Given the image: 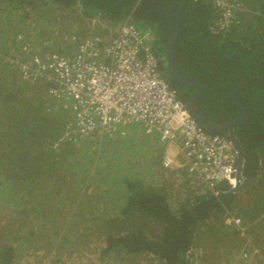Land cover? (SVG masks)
<instances>
[{
  "label": "trees",
  "instance_id": "trees-1",
  "mask_svg": "<svg viewBox=\"0 0 264 264\" xmlns=\"http://www.w3.org/2000/svg\"><path fill=\"white\" fill-rule=\"evenodd\" d=\"M232 1L241 10L220 32L210 0H181L174 45L180 72L205 89L193 107L220 122L241 113L231 91L251 66L264 77V0ZM78 5L82 13L75 16ZM178 7L176 0H0L3 264H61L64 251L68 264H80L75 252L81 251L89 252L93 264H264L262 81H251L238 95L250 114L235 127L245 153L239 171L207 187L192 172L163 168L158 135H147L139 125L124 127V136L69 137L72 116L49 97L51 82L29 83L20 76L16 60L29 35L16 44L24 33L21 23L15 33L6 22L16 15L22 23L50 21L44 39L63 25L88 36L87 20L96 16L110 27L130 21L152 36L155 55L165 59ZM163 63L187 108L197 89L171 82ZM230 218L240 219V228ZM39 248L48 250L45 259L34 257Z\"/></svg>",
  "mask_w": 264,
  "mask_h": 264
},
{
  "label": "built area",
  "instance_id": "built-area-1",
  "mask_svg": "<svg viewBox=\"0 0 264 264\" xmlns=\"http://www.w3.org/2000/svg\"><path fill=\"white\" fill-rule=\"evenodd\" d=\"M210 1L219 14L215 30L229 29L240 5ZM78 8L81 11V5ZM98 22L110 37L93 34L91 25ZM86 24L88 36L73 30L65 34L74 49L72 57L34 53L38 44L28 42L20 49L23 57L16 60L23 80L51 82L48 95L73 113L69 137L124 134L123 127L139 125L147 135H158L161 143L178 147L179 156H164L163 168L186 167L207 187L227 180L235 172L234 149L227 137L207 132L179 100L164 75L165 59L155 55L152 36L130 21L110 27L96 16ZM228 222L241 226L237 218Z\"/></svg>",
  "mask_w": 264,
  "mask_h": 264
},
{
  "label": "water",
  "instance_id": "water-1",
  "mask_svg": "<svg viewBox=\"0 0 264 264\" xmlns=\"http://www.w3.org/2000/svg\"><path fill=\"white\" fill-rule=\"evenodd\" d=\"M176 1H178V3H179L178 11L176 14V24H175V28H174L171 36H170V39L168 41L166 51H165V60L168 63V67L170 69L168 79L171 82H175L179 85L192 86V87L196 88L199 91V93H202L203 88H202L201 84L197 80H195L191 77L183 76L180 72V69H179V65H178V61H177V57H176V52L174 50V45H175V41H176V39L180 33V27H181L180 13H181V9H182V2H181V0H176ZM253 78H257V79L264 82V78L260 77V76L246 78L245 80L241 81L234 88V91H233L234 103L239 109H241V111L243 110L245 116L248 114L246 111L247 109L238 100L237 94L240 93L248 85L249 81ZM192 105H193L192 102L187 103L188 111L190 112V114L192 116H194L195 118H197L198 120L202 121L205 124L204 127L207 130V132H209L211 134H219L220 135V134L226 133V129L230 131V135L227 136V138H228L232 148L234 149V151L236 153L234 170L239 171L240 164L245 157V153H244L243 149L241 148L240 141L237 139V137L235 135V127L239 126L241 124V122L243 121V119H236L233 122H231L230 124H228L227 126L218 127L214 122L211 121V119H209L206 116L202 115L201 113L195 111L193 109ZM263 110H264V101H263Z\"/></svg>",
  "mask_w": 264,
  "mask_h": 264
},
{
  "label": "rangeland",
  "instance_id": "rangeland-1",
  "mask_svg": "<svg viewBox=\"0 0 264 264\" xmlns=\"http://www.w3.org/2000/svg\"><path fill=\"white\" fill-rule=\"evenodd\" d=\"M80 9V8H79ZM79 9L74 13L75 16H78V13H82V11H79ZM21 17H19L18 15H16L15 17H12V18H8L7 19V25H9L12 29V32H15V29L16 28V25L21 23V28H18V30H23L24 33H20L17 35V42L16 44L19 42V41H23V35H26L27 34L29 35V39L31 42L33 43H40L42 42L43 39H41V34L44 33L45 29L48 28L49 24H50V21L49 22H43V21H39V22H36V21H31V20H26L22 23L23 20H20ZM60 23V22H58ZM63 25V24H62ZM87 28H88V25L86 24ZM59 28V32L57 34H67L70 32V30L72 29L73 31L77 32L78 34H81V29L80 28H77L76 26L74 28H70L68 25H63V29L60 28V26H58ZM88 30V29H87ZM91 30L93 32V34H98L101 30V26H100V23H95L94 25H91ZM45 37H50L48 35H45ZM56 39H59V37H57ZM61 40V39H59ZM62 42L66 43L65 41L61 40ZM15 44V45H16ZM24 44V43H22ZM65 45V44H63ZM61 45V42H57L55 43V45H53V50L56 51V49L58 47L62 48L63 49V53H59L60 55H64V56H69L72 54V49L70 47H66V46H63ZM18 49V48H17ZM19 50V49H18ZM57 52V51H56ZM28 82V81H27ZM39 82H47V80L45 79H41L39 80ZM55 103L59 104L58 102H56L53 98H51ZM64 110V109H63ZM65 113L67 114V116L70 117V114H71V111L70 110H64ZM59 115H61L62 117H64V113L62 112H59ZM72 115V114H71ZM127 129V128H126ZM126 131V130H125ZM126 134V133H125ZM124 136V135H123ZM95 148V147H94ZM74 232V231H73ZM94 238H92L91 241H93ZM48 250L46 249H37L35 252H33V255L34 257H37L39 259H45L49 254L47 252ZM75 258H77L79 255L81 257V262L80 264H93L95 262V259L91 258L89 252L87 251H84L82 253L81 252H75ZM69 252L68 251H64L63 252V255L61 256L62 258V263L61 264H68V256H69ZM70 261V260H69ZM79 261L80 259L78 260V264H79Z\"/></svg>",
  "mask_w": 264,
  "mask_h": 264
},
{
  "label": "flooded vegetation",
  "instance_id": "flooded-vegetation-1",
  "mask_svg": "<svg viewBox=\"0 0 264 264\" xmlns=\"http://www.w3.org/2000/svg\"><path fill=\"white\" fill-rule=\"evenodd\" d=\"M59 32V30L52 36V37H47V38H44L43 39V41L40 43V44H38L35 48H34V53H41V54H43V53H45V52H56V51H54L53 50V45H55V43H57V42H61V45H63V44H65V45H63V46H66V47H70L71 49H72V54L71 55H69V56H67V57H72V55H73V53H74V49L71 47V46H69V45H67L66 43L68 42V41H65L66 40V38H67V36L66 35H64L63 33L62 34H57ZM57 37H59V39H61V40H63V41H65L66 43H64V42H62L61 40H59V39H56ZM56 53H58V52H56ZM59 54V53H58ZM256 65H252L251 66V70L249 71V73H248V76H247V78H250V77H257V76H260V77H263L261 74H259V73H255V67ZM162 69H163V72H164V75H165V72L167 71L166 69H167V67H165V66H162ZM169 73H170V69H169V71H168V76H169ZM182 74V73H181ZM183 75V74H182ZM184 76V75H183ZM264 78V77H263ZM245 80V79H244ZM253 80H259V79H257V78H253V79H251L250 81H249V83L251 82V81H253ZM259 81H261V80H259ZM263 82V81H262ZM264 83V82H263ZM202 86V85H201ZM236 87V86H235ZM234 87V88H235ZM202 88H203V92L202 93H199V91L197 90V91H194V92H192L190 95H189V97H188V100H187V103L188 102H192V104H196V101L201 97V96H203L204 95V92H205V89H204V87L202 86ZM234 88H233V90L231 91V99H232V101H233V103H234V100H233V91H234ZM198 92V93H197ZM197 93V94H196ZM196 94V95H195ZM200 94V95H199ZM238 95H239V93L237 94V98H238ZM239 100V99H238ZM240 101V100H239ZM263 101H264V98H263V100H262V108H263ZM241 102V101H240ZM197 103H198V101H197ZM198 105V104H197ZM234 105H235V103H234ZM193 106V105H192ZM236 106V105H235ZM237 107V106H236ZM238 108V107H237ZM193 109L195 110V111H197V112H199V113H201L202 115H204V116H206L207 118H209V119H211V121L212 122H214L218 127H223V126H227L228 124H230L231 122H233L234 120H236V119H243V121L241 122V124L240 125H245L248 121H249V119H250V114H249V112H248V110H246L247 111V115L245 116L244 115V112H243V110L241 111V113L240 114H238L237 116H235L234 118H232V119H223L221 122H220V119H219V121H216L215 119H213V117H210V116H208V115H206L205 113H203V112H201L200 110H198V109H195L194 107H193ZM241 110V109H240ZM264 111V110H263ZM244 117V118H243ZM239 125V126H240ZM224 134H227L228 136L230 135V131L229 130H227L226 129V133H224ZM221 135V134H220ZM235 135H236V137H237V133H236V130H235ZM237 139L239 140V138L237 137ZM240 141V140H239ZM240 143H241V141H240ZM241 148H242V143H241Z\"/></svg>",
  "mask_w": 264,
  "mask_h": 264
},
{
  "label": "crops",
  "instance_id": "crops-1",
  "mask_svg": "<svg viewBox=\"0 0 264 264\" xmlns=\"http://www.w3.org/2000/svg\"><path fill=\"white\" fill-rule=\"evenodd\" d=\"M128 126H130V125H128ZM128 126H125V127H128ZM142 127V126H141ZM124 129V130H123ZM123 129H122V131L124 132V134H121L122 136L123 135H125V133H126V129L123 127ZM159 138V137H158ZM158 141H159V144H160V146H161V148H163L164 149V155H163V158H164V156L167 154V153H171V155L172 156H179V153H178V147H176V146H174V145H169V144H165V143H161V141L158 139ZM162 161H163V159H162ZM167 170H177V169H167ZM178 170H187L188 172H190L189 171V169L188 168H183V169H178ZM194 175V174H193Z\"/></svg>",
  "mask_w": 264,
  "mask_h": 264
},
{
  "label": "clouds",
  "instance_id": "clouds-1",
  "mask_svg": "<svg viewBox=\"0 0 264 264\" xmlns=\"http://www.w3.org/2000/svg\"><path fill=\"white\" fill-rule=\"evenodd\" d=\"M43 41V40H42ZM41 43V42H40ZM40 43H38L37 42V44H40ZM68 43V42H67ZM68 45H69V43H68ZM15 47V45L14 46H12V48H14ZM20 49V48H19ZM17 57V56H16ZM23 57V54L21 53V55L20 56H18L17 58H22ZM50 97V96H49ZM51 98V97H50ZM66 110H69V109H67V108H65ZM71 116H72V123H73V120H74V117H73V113L71 112ZM72 125V124H71ZM84 138H86V137H84ZM84 138H82V139H84Z\"/></svg>",
  "mask_w": 264,
  "mask_h": 264
}]
</instances>
